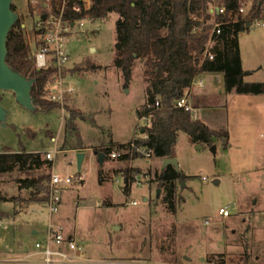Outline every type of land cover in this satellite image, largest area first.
<instances>
[{
	"label": "rangeland",
	"instance_id": "rangeland-1",
	"mask_svg": "<svg viewBox=\"0 0 264 264\" xmlns=\"http://www.w3.org/2000/svg\"><path fill=\"white\" fill-rule=\"evenodd\" d=\"M255 1L261 0H243L244 17ZM13 3L35 55L40 14L31 11L30 0ZM217 4V0L209 1V17H200L201 28L204 24L214 26ZM263 13L239 34L248 81H264ZM118 16L117 12L103 11L97 16L94 11L74 27L69 41L72 55L65 70L89 62L102 67L70 72L78 100L67 111L58 105L45 110L34 99L36 109L32 110L16 99L14 90L0 91V100L8 110L7 118L0 121V151L25 148L45 154L48 145L60 149L52 167L0 173L1 189L17 197L15 201H0V218L9 224L8 228L0 226V248L20 239L17 243L30 249L45 238L50 207L46 201L28 200L30 191L20 188L18 179L58 172L74 178L83 175L80 184L61 187L63 201L54 215L69 216L66 223L77 227L86 253L93 257L132 260L134 264L138 260L141 264L149 260L153 264H206L209 253L226 252L233 257L231 264H264V93L227 94L223 80L204 75L205 89L220 97L222 94L224 104L197 109V113L211 127L226 130L228 135L215 137L211 144L195 142L190 133L179 132L173 156L188 177L185 186L176 180L174 211L166 200L168 183L154 175L165 157L135 160L141 167V182L133 183L129 193L125 192L124 177L129 160L107 154L100 162L99 148L117 140L127 142L137 133L139 108L147 100L150 84L144 77L142 59L136 60L128 86L122 70L114 64ZM196 92L192 93V103H205ZM73 109L87 117L75 119L77 131L67 128ZM80 151L86 153L82 167L78 163ZM99 167L104 169L103 183L99 181ZM45 183L51 187V179ZM99 199L104 200L102 205L97 204ZM134 199L137 204L127 203ZM221 207L228 208L230 214H221ZM206 219L211 222L206 223ZM34 228L39 233H34Z\"/></svg>",
	"mask_w": 264,
	"mask_h": 264
},
{
	"label": "trees",
	"instance_id": "trees-1",
	"mask_svg": "<svg viewBox=\"0 0 264 264\" xmlns=\"http://www.w3.org/2000/svg\"><path fill=\"white\" fill-rule=\"evenodd\" d=\"M210 0H97V6L90 10L77 11L71 8L67 12L73 19L95 11L99 16L101 12H117L116 42L114 64L119 67L128 86L133 77L136 60L142 59L145 63L144 77L149 81L148 97L139 108V116L152 114L151 125L146 126L147 137L136 138L137 143H144L151 147L154 155L161 157L173 156V147L176 144L179 132L186 131L191 134L195 142L213 143L215 137L228 135L223 129H215L202 120L192 110L177 105L178 98L189 93L194 77L204 71L223 72L226 91L238 93H264V81H248L245 75L249 70L244 68L241 56L239 34L249 28L253 19L261 15L263 10L260 1L253 4L247 17L239 13L243 0H217V5H226L228 14H218L217 19H230V15L238 20L223 24L222 32L218 34L219 44L215 47V58L204 56L206 43L213 25H202L201 30H195L201 25V18L209 17L208 8ZM264 1V0H261ZM16 10V5L13 3ZM31 11L35 10L30 4ZM252 21V22H249ZM9 64L26 76L35 77L32 89L33 99L40 107L50 110L58 105L44 96L45 86L53 75L54 66L38 68L35 55L26 38L25 23L21 18L12 26L8 39ZM101 65L89 62L74 66L72 72L101 69ZM159 101V105L157 102ZM205 101V100H204ZM200 103L199 101H197ZM197 107V104L196 106ZM77 118H87L83 112L72 110L68 130H78L75 122ZM94 120V119H93ZM79 132V131H78ZM80 135V133H78ZM125 144L124 142H114ZM111 146H102L97 154L110 152ZM42 151H30L25 148L19 150L0 151V173L18 170H30L42 166L52 167L54 160L46 158ZM128 154L126 155V157ZM99 157V156H98ZM135 172H141L140 166H127L125 168L126 180L133 178ZM99 181L106 180L103 167H99ZM151 173V170H148ZM155 179L168 183L166 200L174 211L176 180H185L188 175L175 165H163L154 172ZM51 173L41 176L20 177V188L29 189L30 201H48L51 196V187L45 183L50 180ZM131 191L125 185V192ZM17 199L8 196L0 186V201ZM247 250V249H246ZM248 253V250L245 251ZM249 255V253L247 254Z\"/></svg>",
	"mask_w": 264,
	"mask_h": 264
},
{
	"label": "built area",
	"instance_id": "built-area-1",
	"mask_svg": "<svg viewBox=\"0 0 264 264\" xmlns=\"http://www.w3.org/2000/svg\"><path fill=\"white\" fill-rule=\"evenodd\" d=\"M35 7V12L40 14V20L37 22L36 27V44H38L37 51L35 52V61L38 68L47 67L49 65L54 66L53 75L49 78L45 90L44 96L58 103V106L63 111H67V107L71 105L73 101L78 100L76 93V85L71 80L70 70H65V63L71 59L70 40L74 33V27L78 25V20H85L90 13L73 19L68 16L67 12L71 8L72 0H30ZM96 5V0H74L72 8L77 11L90 10ZM260 6L264 11V1H260ZM244 3L239 8V13L245 11ZM215 22L212 31L208 37L206 43V49L204 52L205 57L210 59L215 58V47L219 44L218 34L222 32L223 24L232 20H238V14L230 15V19L218 20V14L226 16L228 14L226 5H217L214 8ZM87 16V17H86ZM264 17V13L262 15ZM254 23V22H253ZM264 23V21H263ZM195 30H201V25H197ZM202 73V72H201ZM198 73L191 84L189 93L196 85H203L204 80ZM189 93L178 98L177 105L184 107L188 110H195L192 101L190 100ZM159 105V101L157 102ZM152 114H144L139 117V125L137 127V133L125 144L111 143V150L108 155L115 159L129 160V166H136L134 161L141 158H151L154 155V151L151 147L144 143H137L136 138L147 137L146 126L151 125ZM145 128L143 132L142 129ZM60 151L55 145H48L45 149V157L49 159L55 158L56 154ZM128 156L126 157V155ZM140 173H134L133 178L128 177L125 185L131 187L133 183L141 182ZM83 175H79L74 178L72 174H61L55 172L51 177V196L46 201L50 207V219L47 227L45 238L36 241V247L41 254L42 264H128L125 261H117L113 259H94L86 255L85 247L80 241V237L76 233L66 232L62 225L57 224L53 216L60 209V205L63 201L61 187L70 186L83 180ZM79 183V184H80ZM104 200H97L98 205H102ZM128 204H137V200H128ZM220 213L224 216L230 214V211L226 207L220 208ZM206 223L211 220L206 219ZM0 225L4 228H8L9 224L0 218ZM172 264H185L175 262ZM196 264V263H195ZM206 264H231L226 252H211L207 255Z\"/></svg>",
	"mask_w": 264,
	"mask_h": 264
},
{
	"label": "water",
	"instance_id": "water-1",
	"mask_svg": "<svg viewBox=\"0 0 264 264\" xmlns=\"http://www.w3.org/2000/svg\"><path fill=\"white\" fill-rule=\"evenodd\" d=\"M18 19V13L13 8V0H0V91L4 89L14 90L16 93V99L25 105L26 107L35 110L32 89L35 83V77H28L20 71L14 69L7 60L8 46L7 39L12 26ZM251 23H249V26ZM195 113V110H193ZM8 115V110L2 104L0 100V121L5 120ZM145 131V128L142 129ZM225 140V139H224ZM213 149L216 150V145H213ZM99 160L104 162L105 153H99ZM86 157L84 151L78 152L79 167H82L83 161ZM173 164L177 169H180V161L175 156H169L164 158V166ZM182 185L185 186V180H182ZM161 189H158V194ZM148 200V198H145Z\"/></svg>",
	"mask_w": 264,
	"mask_h": 264
},
{
	"label": "crops",
	"instance_id": "crops-1",
	"mask_svg": "<svg viewBox=\"0 0 264 264\" xmlns=\"http://www.w3.org/2000/svg\"><path fill=\"white\" fill-rule=\"evenodd\" d=\"M204 75L213 76L212 79H214V80H223V83H225L224 73L223 72L204 71V72H202L200 74V76L204 80V84L203 85L194 86L192 88V91L189 93V96H190L189 98H190L191 101L193 100L192 99L193 91H195V92L197 91L196 93H198L199 96L204 98L203 101L205 100V103H201V102L198 103L197 101L194 102L195 104L192 103L194 108H195L196 116L200 117L202 120L204 119V117H203V115H201V113L200 114L197 113V109H201L202 111H204L205 109H208L210 107H217L220 104H224L223 103V99H222V94H221V97H220L219 94L213 93L210 89H205L204 86H205L206 78H204L205 77ZM232 92H235V91H232ZM227 94H230V92H227ZM196 104H197V107H195ZM117 141L118 142H124V141H119V140H117ZM85 159H86V157H85ZM85 159H84V161H85ZM20 213H23V212L20 211ZM54 217H56L57 220ZM65 218H69V216L68 215L64 216V215H61V214L58 215V216H55V215L53 216L54 221L57 224L62 225L66 232L78 234V231H76L77 227H76V229L73 226L70 227V225L66 223V221L68 219L66 220ZM3 220H5V219H3ZM0 226H2V225H0ZM33 232L34 233H39V229L34 228ZM46 232H47V229H46ZM18 241H21V240L20 239L16 240V243L11 244V245H9L6 248H3V249L0 248V264H42L41 254L38 252L36 245L33 248L27 249L25 246H23V244L17 243ZM0 244H1V242H0ZM84 247H86V246L84 245ZM85 251H86V248H85ZM86 255L88 257H91V258H94V259H101V258L93 257V256L89 255L88 253H86ZM184 257H187V256L184 255ZM231 257H232L231 255H228L229 261L233 262V259H231ZM113 260L125 261L128 264H134L133 262H131L132 260H123V259H113ZM247 260L245 259L244 262L247 263ZM137 262H136L137 264L143 263L142 261H139V260ZM147 263L153 264V262L150 261V260L145 262L144 264H147Z\"/></svg>",
	"mask_w": 264,
	"mask_h": 264
}]
</instances>
